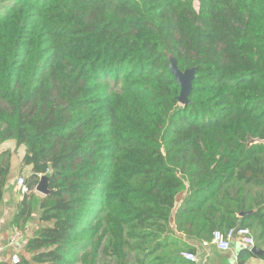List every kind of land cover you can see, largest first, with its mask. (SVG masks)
Returning <instances> with one entry per match:
<instances>
[{"label": "trees", "instance_id": "1", "mask_svg": "<svg viewBox=\"0 0 264 264\" xmlns=\"http://www.w3.org/2000/svg\"><path fill=\"white\" fill-rule=\"evenodd\" d=\"M9 140L52 190L18 264H198L234 227L264 250V0H0Z\"/></svg>", "mask_w": 264, "mask_h": 264}, {"label": "crops", "instance_id": "2", "mask_svg": "<svg viewBox=\"0 0 264 264\" xmlns=\"http://www.w3.org/2000/svg\"><path fill=\"white\" fill-rule=\"evenodd\" d=\"M24 155V146H16L13 140L0 144V158L2 157L0 167L1 169H5L6 165H9L7 176L0 190V246L2 247V251L0 252V263L11 264V255H22L24 244L32 237L34 231L40 227L38 206L43 196L36 193L34 190L29 191L28 194H24L21 192V187L16 183L19 177H22L26 183L27 178L30 176V167H25L22 164ZM25 195L28 196V200L31 203V213L27 222L18 228L12 223L18 213V206ZM17 229L23 231L24 239L19 244L10 245L8 237L13 230ZM207 248L210 249L208 250ZM200 249L207 250L209 255L213 253L217 254V257H215L214 262L211 264H238L242 252H244V250H249L247 246L239 242L238 239L230 241V247L225 252H219L213 246L206 245L201 248L199 247L197 250V254H195L197 262L199 261ZM243 264H264V259L250 257L247 258Z\"/></svg>", "mask_w": 264, "mask_h": 264}, {"label": "built area", "instance_id": "3", "mask_svg": "<svg viewBox=\"0 0 264 264\" xmlns=\"http://www.w3.org/2000/svg\"><path fill=\"white\" fill-rule=\"evenodd\" d=\"M17 185L21 187V192L24 194H28V190L25 187V182L22 177L17 179ZM24 239V233L21 230H13V232L9 235L8 241L10 245L19 244ZM233 239H238L243 245L247 246L250 250L255 246L256 235L252 230L244 227H234L228 229L226 232H221L216 230L212 233L211 241L209 245L213 246L219 252H225L230 247V241ZM206 246V245H204ZM2 251V247L0 246V252ZM183 257L186 261L196 262V256L191 253H183ZM20 261L18 254H13L10 257L11 264H18Z\"/></svg>", "mask_w": 264, "mask_h": 264}, {"label": "water", "instance_id": "4", "mask_svg": "<svg viewBox=\"0 0 264 264\" xmlns=\"http://www.w3.org/2000/svg\"><path fill=\"white\" fill-rule=\"evenodd\" d=\"M169 71L174 76L176 83L180 88L178 103L181 105L187 104V97L192 89V81L194 80L195 68L186 69L180 71L177 67L176 60L170 55L168 56ZM256 142V141H255ZM264 143V141H262ZM49 174L40 175L37 183L34 186V191L43 197H47L52 194V190L49 188ZM251 214V212L240 213L239 216ZM249 252L255 256L264 257V250L254 246Z\"/></svg>", "mask_w": 264, "mask_h": 264}, {"label": "rangeland", "instance_id": "5", "mask_svg": "<svg viewBox=\"0 0 264 264\" xmlns=\"http://www.w3.org/2000/svg\"><path fill=\"white\" fill-rule=\"evenodd\" d=\"M181 196H182V195H180V196L177 198V200L180 199ZM205 248H206V247H205ZM207 249L209 250L210 248H207ZM215 257H217V254H214V253H213V254L209 255V254L207 253V250L200 249L198 264H211V263L214 262ZM144 260H145V263H144V264H151V262H152V261H150L149 258H146V259H144ZM152 263H153V262H152ZM127 264H142V263L137 262V260H135L133 257H129V258L127 259Z\"/></svg>", "mask_w": 264, "mask_h": 264}]
</instances>
